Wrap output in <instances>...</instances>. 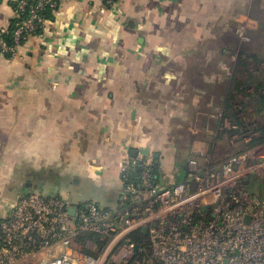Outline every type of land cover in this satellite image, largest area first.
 <instances>
[{
    "label": "crops",
    "instance_id": "1",
    "mask_svg": "<svg viewBox=\"0 0 264 264\" xmlns=\"http://www.w3.org/2000/svg\"><path fill=\"white\" fill-rule=\"evenodd\" d=\"M251 2L261 4L57 0L40 33L15 54L0 53V220L34 190L71 205L93 200L116 209L126 156L158 161L161 186L183 178L171 120L187 113V98L194 114L202 105L213 117L224 106L216 70L207 75L213 89H206L215 102L202 103L199 82L207 79L186 53L192 45H229V37L237 45L228 33L238 19L258 27L244 14ZM12 15V0H0V27Z\"/></svg>",
    "mask_w": 264,
    "mask_h": 264
},
{
    "label": "built area",
    "instance_id": "2",
    "mask_svg": "<svg viewBox=\"0 0 264 264\" xmlns=\"http://www.w3.org/2000/svg\"><path fill=\"white\" fill-rule=\"evenodd\" d=\"M56 6L57 0L16 1L12 43L0 37V53L15 54L44 27L45 8ZM184 165L183 178L161 187L151 158L126 156L116 209L23 193L0 220V264H264V195L250 192L244 181L250 173L264 174V157L248 151L216 165L210 155L203 162L188 157ZM136 166L133 180L129 173ZM85 233L97 235L102 246L90 237L78 241Z\"/></svg>",
    "mask_w": 264,
    "mask_h": 264
},
{
    "label": "rangeland",
    "instance_id": "3",
    "mask_svg": "<svg viewBox=\"0 0 264 264\" xmlns=\"http://www.w3.org/2000/svg\"><path fill=\"white\" fill-rule=\"evenodd\" d=\"M257 1L261 3L259 6L257 5V8L252 7V2L251 4L245 6L244 8V14L249 15L250 18H253L257 21L258 24L257 28L250 27L246 19L247 17L238 19L237 22L233 25V27L231 26L229 27L230 29L228 28L229 29L228 34L234 36L237 45L231 44L233 42V39L228 36L230 38L229 45H192L196 49L192 51H187L185 56L188 58L187 60L195 59L190 63L192 64L191 67L195 69H197V66L201 67L202 69L201 74L203 77H205V79H207V82H205L202 79L201 82H199V84L203 88L202 91L204 94L201 97L202 103H204L205 101L209 103L210 100H212V103L215 102L214 97H212V99L209 98L210 96L207 97V95L209 94V90L206 89L208 87L212 88L213 86L209 83V79L207 76L209 75V72L213 73L214 70H216L217 72L216 78H219L218 80L219 82H221L223 79L224 80L229 79V76L233 74L234 66L241 63L242 60L245 63H247L246 66L252 71L255 69L257 64L262 69H264V61H261L259 63L258 61H254L253 57H250V55H248L247 57V54L241 52L242 49H246V51H248L246 53L252 52L253 54H258L257 58L264 59V0H257ZM195 64L197 66L194 67L193 65ZM190 90L191 88H189V91ZM199 90L201 91V89ZM233 93L235 92L233 91ZM237 95L238 93L234 94V99H233L234 102L240 99L239 95L238 96ZM189 96L193 97V95H189ZM187 100H188V107H186L188 110L187 113L180 114L179 116H174V119L171 120L170 122L171 125L170 129L171 131L174 132L175 137L178 136V142L180 145V151L177 152V157L184 156L188 149V152L193 151L192 155H190L191 157H195L198 159V161L203 162V158L205 156L209 157L210 155V151H211L210 142L212 136L215 137V135L217 137L215 138L214 141L215 143L214 156L224 157L225 155L231 154L234 151L240 149L241 144H239V142L236 141L235 134L233 135L231 134L230 136L228 134L220 133V131H223L222 128H227L229 126L228 120L221 118L220 121L219 115L221 114L213 115L214 119H216L217 121L216 124L218 123L217 124L218 132H217L214 129L208 127L209 121L211 122L212 121L211 119H213V117L210 115L211 111L209 107L206 110H204L201 105L202 110L199 108V113L194 114L192 111L189 110H193L195 107H193V104H189L188 98ZM243 117L245 118L247 123L248 122L250 123L251 121H256L259 123L264 122V114L255 115V116L244 115ZM203 119H206L205 120L206 125L203 124ZM233 127L236 126L234 125ZM197 145H199V147ZM249 153L250 155H252L253 158L264 157V143L253 147V149H250ZM175 159H176L175 162H177L176 157ZM159 169H160V163H159ZM246 187L250 192L256 195L259 196L264 195V174H259L257 172L250 173V175L248 176V180L246 181Z\"/></svg>",
    "mask_w": 264,
    "mask_h": 264
},
{
    "label": "trees",
    "instance_id": "4",
    "mask_svg": "<svg viewBox=\"0 0 264 264\" xmlns=\"http://www.w3.org/2000/svg\"><path fill=\"white\" fill-rule=\"evenodd\" d=\"M16 1L18 0H12V7L16 4ZM27 1L28 3H32L33 0H27ZM49 11L50 9L45 8L43 14H45V16L48 17ZM23 15H25V13ZM15 21H16L15 19H10L6 31L3 33L0 32V37L3 40H5L7 43H12L11 34L15 28ZM40 32L41 30L37 31L35 34H38ZM241 52L247 54V57L248 55H250V57H253L254 61H258L259 63L261 61H264L263 58H257L258 54H253L252 52L246 53L248 52L246 51V49H242ZM246 65L247 63H245L242 60L241 63L234 66L233 74L229 76V79H226L217 85L218 91L220 90L224 91L223 93L224 98L219 99V101H222L224 106L221 107V110L220 109L219 111L217 110L215 114H221L219 115L220 121L221 118L229 121V126L227 128H222L223 131H220V133L228 134L230 136L231 134L232 135L235 134L236 141H238L239 144H241L240 145L241 147L240 149L234 151L231 154L225 155L224 157H216L214 156L215 153L214 141L217 136L216 135L215 137L212 136L210 142L211 143L210 156H211V163L213 165L222 163L234 155L248 152L250 151V149H253V147L264 143V122L259 123L256 121H251L250 123L249 122L247 123L245 118L243 117L244 115L255 116V115L264 114V69H262L257 64L255 69L252 71ZM233 91L235 93H238L240 97V99H238L236 102L233 101L235 94L233 93ZM205 120L206 119H203V124L206 125ZM217 124L212 129L218 132ZM234 125L236 127H233ZM188 157H191L188 154V152H186L184 156H179L176 162V166L180 164L182 161L186 160ZM137 174H138V167L136 166L133 167L132 171H130L129 176L130 178L132 177L131 179L135 180V176ZM159 174H160L159 163L158 161H155L153 159L152 176L157 184L159 183ZM158 185L161 186L160 184ZM85 237L96 239L99 248L102 246L104 242L97 235L87 234V233L79 235L77 240L81 242L82 239ZM132 239L138 240L139 234H134L132 236ZM86 251L93 254V252L91 251L88 250Z\"/></svg>",
    "mask_w": 264,
    "mask_h": 264
},
{
    "label": "water",
    "instance_id": "5",
    "mask_svg": "<svg viewBox=\"0 0 264 264\" xmlns=\"http://www.w3.org/2000/svg\"><path fill=\"white\" fill-rule=\"evenodd\" d=\"M131 153L134 155V154H135V151H132ZM247 178H248V177H245V178H244V181H247ZM68 212H69V214H73V213H74V208H73L72 206L69 207V208H68ZM136 248H137V247H136Z\"/></svg>",
    "mask_w": 264,
    "mask_h": 264
}]
</instances>
